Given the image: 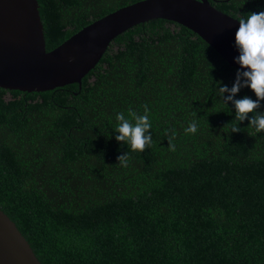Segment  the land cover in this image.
Masks as SVG:
<instances>
[{"label": "trees", "instance_id": "obj_1", "mask_svg": "<svg viewBox=\"0 0 264 264\" xmlns=\"http://www.w3.org/2000/svg\"><path fill=\"white\" fill-rule=\"evenodd\" d=\"M37 1L52 51L143 0ZM209 2L235 19L262 7ZM237 70L189 29L155 19L116 37L81 86L0 88V209L40 263L264 264V131L246 118L232 132L234 105L216 95ZM244 95L256 98L241 83ZM145 105L152 143L132 151L115 139V113Z\"/></svg>", "mask_w": 264, "mask_h": 264}, {"label": "water", "instance_id": "obj_2", "mask_svg": "<svg viewBox=\"0 0 264 264\" xmlns=\"http://www.w3.org/2000/svg\"><path fill=\"white\" fill-rule=\"evenodd\" d=\"M161 19L199 36L229 67L235 57L238 20L209 0H143L91 23L47 51L37 0H0V88L46 92L82 85L110 43L134 26ZM0 264H41L15 223L0 209Z\"/></svg>", "mask_w": 264, "mask_h": 264}, {"label": "clouds", "instance_id": "obj_3", "mask_svg": "<svg viewBox=\"0 0 264 264\" xmlns=\"http://www.w3.org/2000/svg\"><path fill=\"white\" fill-rule=\"evenodd\" d=\"M197 2H202V0H197ZM261 5V10L252 11L247 16L237 17L236 20L239 23L235 31V46L239 55L234 59L240 65V69L237 70V78L231 88L221 87L216 92L217 96L223 97L220 101L224 104L228 105L227 102L231 101L234 105L236 124L232 132L239 131V122L246 118L256 133L264 131V113L257 111L261 102L264 101V0H261ZM241 77H243L242 82ZM241 83L252 90L255 99L249 95L236 98ZM225 92L228 93L226 97L223 96ZM249 113H253V115L249 117ZM115 121L112 128L118 133L115 139L123 142L130 150L143 151L146 145H151L152 134L149 130L152 123L146 105L143 113L130 109L126 116L124 112H116ZM197 127L198 123L193 119L188 122L183 131L185 134L195 133ZM165 136L169 141L168 147L174 151L175 144L172 141L175 131L165 130ZM128 155L127 151L121 153L117 157L118 163L127 166Z\"/></svg>", "mask_w": 264, "mask_h": 264}]
</instances>
